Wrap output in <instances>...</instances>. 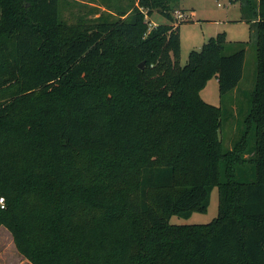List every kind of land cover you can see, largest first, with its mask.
<instances>
[{"label":"trees","instance_id":"1","mask_svg":"<svg viewBox=\"0 0 264 264\" xmlns=\"http://www.w3.org/2000/svg\"><path fill=\"white\" fill-rule=\"evenodd\" d=\"M179 1L70 24L60 0H0V226L31 264H264V0L242 6L256 80L230 147L199 92L238 86L246 43L219 32L181 65ZM215 187L210 222L170 221Z\"/></svg>","mask_w":264,"mask_h":264},{"label":"rangeland","instance_id":"2","mask_svg":"<svg viewBox=\"0 0 264 264\" xmlns=\"http://www.w3.org/2000/svg\"><path fill=\"white\" fill-rule=\"evenodd\" d=\"M117 1L127 5L129 0H60V18L67 23L91 21L108 11L107 5ZM246 0H180L179 9H185L189 17L180 23L181 56L179 63L185 65L191 50L201 49L203 44L219 32H226L228 42H245L246 55L243 77L238 86L221 96L217 76L210 78L199 92L208 103L223 106L225 120L221 136L226 147L241 135V125L250 109V93L256 80L258 29L252 14L245 15L242 6ZM151 25L168 22L159 12L150 17ZM176 21H178L176 19ZM229 116L228 120L227 117ZM241 125V126H240ZM240 134V135H239ZM253 141L251 140L250 143ZM219 211V192L212 190L210 204L206 211H194L189 217L172 215V223H207ZM0 264H31L16 248L12 234L7 227L0 226Z\"/></svg>","mask_w":264,"mask_h":264},{"label":"built area","instance_id":"3","mask_svg":"<svg viewBox=\"0 0 264 264\" xmlns=\"http://www.w3.org/2000/svg\"><path fill=\"white\" fill-rule=\"evenodd\" d=\"M174 16L179 21V20L187 19L190 15H189L188 11H182L180 9H176L174 11Z\"/></svg>","mask_w":264,"mask_h":264},{"label":"water","instance_id":"4","mask_svg":"<svg viewBox=\"0 0 264 264\" xmlns=\"http://www.w3.org/2000/svg\"><path fill=\"white\" fill-rule=\"evenodd\" d=\"M143 65H144V63H141V64H140V67H143Z\"/></svg>","mask_w":264,"mask_h":264}]
</instances>
